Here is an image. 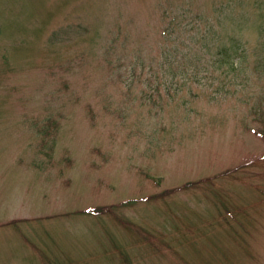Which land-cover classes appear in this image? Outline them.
Masks as SVG:
<instances>
[{
    "label": "rangeland",
    "instance_id": "obj_1",
    "mask_svg": "<svg viewBox=\"0 0 264 264\" xmlns=\"http://www.w3.org/2000/svg\"><path fill=\"white\" fill-rule=\"evenodd\" d=\"M0 264H264V0H0Z\"/></svg>",
    "mask_w": 264,
    "mask_h": 264
},
{
    "label": "trees",
    "instance_id": "obj_2",
    "mask_svg": "<svg viewBox=\"0 0 264 264\" xmlns=\"http://www.w3.org/2000/svg\"><path fill=\"white\" fill-rule=\"evenodd\" d=\"M227 49H228V46H224V47H222L220 50H221L222 53L225 54V62H228V66H230V68L234 70V69L237 68L239 62L236 61V62H230V63H229V58H230V57H228ZM215 62H216V63H220V64H222V62H220V61L217 60V59H214V60H213V63H215ZM195 72H196V71H195Z\"/></svg>",
    "mask_w": 264,
    "mask_h": 264
}]
</instances>
